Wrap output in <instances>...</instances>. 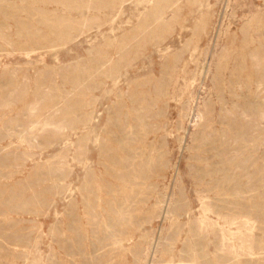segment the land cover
<instances>
[{
	"label": "rangeland",
	"instance_id": "374dc122",
	"mask_svg": "<svg viewBox=\"0 0 264 264\" xmlns=\"http://www.w3.org/2000/svg\"><path fill=\"white\" fill-rule=\"evenodd\" d=\"M263 70L264 0H0V264H264Z\"/></svg>",
	"mask_w": 264,
	"mask_h": 264
},
{
	"label": "bare ground",
	"instance_id": "6f19581e",
	"mask_svg": "<svg viewBox=\"0 0 264 264\" xmlns=\"http://www.w3.org/2000/svg\"><path fill=\"white\" fill-rule=\"evenodd\" d=\"M102 1V0H101ZM126 1V0H125ZM135 1V0H134ZM174 2V1H173ZM171 3V2H170ZM106 4V3H105ZM103 6V5H102ZM112 6V5H110ZM161 6V5H160ZM174 6V5H173ZM121 7V6H120ZM90 9V8H89ZM88 9V11H89ZM154 9V8H153ZM105 10V9H104ZM173 10V9H171ZM13 11V10H12ZM153 12V11H152ZM234 12V11H233ZM91 13V12H90ZM14 14V13H13ZM85 14V13H84ZM157 16V15H156ZM165 16V15H164ZM9 17V16H8ZM175 17V16H174ZM173 17V18H174ZM172 18V17H171ZM177 18V17H176ZM76 19V18H75ZM16 20V19H15ZM153 20V19H152ZM158 20V18H157ZM172 20V19H171ZM162 21V20H161ZM153 22V21H152ZM167 22V21H166ZM161 23V22H160ZM159 23V24H160ZM173 23V22H172ZM20 24V23H19ZM171 24V23H170ZM23 25V24H22ZM26 25V24H25ZM32 26V25H31ZM38 27V26H37ZM12 28V27H11ZM146 28V27H145ZM262 28V27H261ZM6 29V28H5ZM10 29V28H9ZM28 29V28H27ZM50 29V28H49ZM64 29V28H63ZM11 30V29H10ZM145 30V29H144ZM8 31V30H7ZM34 31V30H33ZM63 31V30H62ZM69 32V30H68ZM147 32V31H145ZM255 33V32H254ZM28 35V34H27ZM137 35V34H136ZM135 35V36H136ZM143 35V34H142ZM146 35V34H145ZM144 35V36H145ZM247 35V34H246ZM56 36V35H55ZM11 37V36H10ZM24 37V36H23ZM31 38V37H30ZM144 38V37H143ZM114 40V39H113ZM260 40V39H259ZM142 42V41H141ZM135 43V42H134ZM16 44V43H15ZM117 44V43H116ZM121 44V43H120ZM137 44V43H136ZM29 45V43H28ZM130 45V44H129ZM126 46V45H125ZM30 47V46H29ZM139 47V46H138ZM119 48V47H118ZM125 49V47H124ZM129 49V48H128ZM114 52V51H113ZM111 55V54H110ZM106 59V58H105ZM172 59V58H171ZM257 59V58H255ZM258 60V59H257ZM104 61V60H103ZM258 62V61H257ZM102 63V62H101ZM259 63V62H258ZM256 63V64H258ZM171 65V64H170ZM104 66V65H103ZM106 66V65H105ZM255 66V65H254ZM213 67V66H212ZM94 68V67H93ZM107 69V68H106ZM93 70V69H91ZM105 70V69H104ZM264 71V70H263ZM99 72V71H98ZM107 73V72H106ZM260 73V72H259ZM18 74V73H17ZM22 76V75H21ZM264 76V75H263ZM98 77V76H97ZM103 78V77H102ZM264 78V77H263ZM58 79V78H57ZM67 79V78H66ZM106 80V79H105ZM259 80V79H258ZM24 81V80H23ZM264 81V80H263ZM74 82V81H72ZM85 82V81H84ZM22 83V82H21ZM263 83V82H262ZM38 85V84H37ZM73 85V84H72ZM243 85V84H241ZM260 85H262L260 83ZM264 85V84H263ZM40 86V85H39ZM38 86V87H39ZM192 86V85H191ZM31 87V86H30ZM11 89V87L9 88ZM72 89V88H71ZM149 90V89H148ZM52 91V90H51ZM129 91V90H128ZM159 91V90H158ZM4 92V91H3ZM83 92V91H82ZM137 93V92H136ZM260 96V95H259ZM59 97V96H58ZM46 98V97H45ZM157 98V97H156ZM146 99V98H145ZM20 100V99H19ZM18 100V101H19ZM58 100V99H57ZM82 100V99H81ZM193 100V99H192ZM74 101V100H73ZM150 101V100H149ZM12 102V101H11ZM54 102V101H53ZM76 102V101H75ZM118 102V101H117ZM229 102V101H228ZM83 103V102H82ZM190 103V102H189ZM192 103V102H191ZM233 103V102H232ZM231 103V104H232ZM20 104V103H19ZM156 104V103H155ZM8 105V104H7ZM13 105V104H12ZM53 105V104H52ZM143 105V104H142ZM187 105V104H186ZM190 105V104H189ZM45 106V105H44ZM70 106V105H69ZM76 106V105H75ZM18 107V106H17ZM89 107V106H88ZM128 107V106H127ZM207 107V106H206ZM141 108V107H140ZM25 109V108H24ZM152 109V108H151ZM209 109V108H208ZM47 110V108H46ZM143 110V109H142ZM210 110V109H209ZM225 110V109H224ZM49 111V109H48ZM73 111V110H72ZM128 111V110H127ZM214 111V110H212ZM54 112V111H53ZM63 112V111H62ZM149 112V111H148ZM158 112V111H157ZM160 112V111H159ZM2 113V112H1ZM29 113V112H28ZM186 113V112H185ZM226 113V112H225ZM238 113V112H237ZM39 114V113H38ZM70 114V113H69ZM72 114V113H71ZM129 114V113H128ZM147 114V113H146ZM150 114V113H149ZM162 114V113H161ZM210 114V113H209ZM213 114V113H212ZM63 115V114H62ZM90 115V114H89ZM241 115V114H240ZM40 116V115H39ZM154 116V115H153ZM191 116V115H190ZM5 117V116H4ZM25 117V116H24ZM36 117V116H35ZM42 117V116H41ZM60 117V116H59ZM185 117V115H184ZM195 119L197 120L199 115L198 113H194ZM247 117V116H246ZM187 118V116H186ZM40 119V118H39ZM91 119V118H90ZM236 119V118H235ZM250 119V118H249ZM261 119V118H260ZM29 120V119H28ZM34 120V119H33ZM58 120V119H56ZM139 120V119H138ZM182 120V119H181ZM184 121V120H183ZM204 121V120H203ZM224 121V120H223ZM226 121V120H225ZM240 121V120H239ZM40 122V121H39ZM91 122V121H90ZM131 122V121H130ZM233 122V121H232ZM254 122V121H253ZM9 123V122H8ZM11 123V122H10ZM76 123V122H75ZM247 123V122H246ZM46 124V123H45ZM155 124V123H154ZM254 124V123H253ZM7 125V124H6ZM83 125V124H82ZM251 125V124H250ZM30 126V125H29ZM48 126V125H47ZM215 126V125H214ZM249 126V125H247ZM7 127V126H6ZM32 127V126H31ZM154 127V125H153ZM21 128V127H20ZM63 128V127H62ZM14 129V128H13ZM38 129V128H37ZM199 129V128H198ZM251 131V130H250ZM3 132V131H2ZM38 132V131H37ZM153 132V131H152ZM160 132V131H159ZM222 132V131H221ZM248 132V131H247ZM11 133V132H10ZM13 133V132H12ZM89 135V134H88ZM194 136V135H193ZM23 137V136H22ZM244 137V136H243ZM82 138V137H81ZM226 138V137H225ZM235 138V137H234ZM25 139V138H24ZM147 139V138H146ZM163 139V138H162ZM80 142V141H79ZM82 142V141H81ZM77 143V142H76ZM195 143V142H194ZM263 144V143H262ZM80 145V144H79ZM129 147V146H128ZM133 147V146H132ZM147 147V146H146ZM69 149V148H68ZM147 149V148H146ZM157 150V149H156ZM78 151V150H77ZM232 151V150H231ZM148 152V151H147ZM122 154V153H121ZM26 156V155H25ZM101 156V155H100ZM20 158V157H19ZM77 158V157H76ZM100 158V157H99ZM261 158V157H260ZM15 159V158H14ZM15 161V160H14ZM137 161V160H136ZM135 162V161H134ZM20 165V164H19ZM64 165V164H63ZM6 167V166H5ZM244 167V166H243ZM237 168V167H236ZM258 168V167H257ZM116 169V168H115ZM246 169V168H245ZM67 170V169H66ZM3 172V171H2ZM51 172V171H50ZM140 172V171H139ZM14 173V172H12ZM16 173V172H15ZM89 173V172H88ZM152 173V172H151ZM158 173V172H157ZM90 174V173H89ZM133 174V173H132ZM96 176V175H95ZM91 178V177H90ZM100 178V177H99ZM105 178V177H104ZM121 180V179H120ZM164 180V179H163ZM226 180V178H225ZM247 181V180H246ZM123 182V181H122ZM138 182V181H137ZM99 183V182H98ZM104 183V182H103ZM114 184V183H113ZM249 184V183H248ZM129 185V184H128ZM104 187V186H102ZM253 187V186H252ZM99 188H101L99 186ZM254 189V188H253ZM126 190V189H125ZM218 190V189H217ZM98 191V190H97ZM125 192V191H124ZM81 193V192H80ZM224 193V192H223ZM173 195V194H172ZM251 197V196H250ZM105 199V198H104ZM73 200V199H72ZM87 201V200H86ZM89 202V201H88ZM220 206V205H219ZM218 206V207H219ZM78 207V206H77ZM76 207V208H77ZM158 207V206H157ZM221 207V206H220ZM87 208V207H86ZM222 208V207H221ZM228 208V207H227ZM261 208V207H260ZM224 209V208H222ZM84 211V209H83ZM213 211V213H216L218 217L222 218V221L219 220H214L211 216H208V212ZM241 210H238V212ZM254 211V210H253ZM96 212V211H95ZM234 212V211H233ZM237 212V210H236ZM237 212V213H238ZM245 212V211H244ZM143 213V212H142ZM240 213V212H239ZM139 214V213H138ZM93 215V214H92ZM131 215V214H130ZM250 215V214H249ZM203 217L208 218V223H203L199 226V231L204 232L205 237L209 236L210 234H213L215 237H217V243H215L214 246H216V250L220 252H229L230 254H233L234 256H239V255H248L249 250L253 249V245L251 242L249 230L252 229V224L249 221V219L244 215V214H233L230 211H224L220 210H204V215ZM97 218V217H96ZM131 219V218H130ZM154 219V218H153ZM257 219V218H256ZM132 223V222H131ZM105 225V224H104ZM126 226V225H125ZM176 226V225H175ZM207 226V227H206ZM87 227V226H86ZM130 227V226H129ZM260 227V226H259ZM264 227V226H263ZM107 228V227H106ZM210 228V229H209ZM235 228V229H234ZM113 230V229H112ZM179 230V229H178ZM198 230V229H197ZM196 231V230H195ZM175 232V231H173ZM197 232V231H196ZM56 233V232H55ZM170 234V233H169ZM200 234V232L198 233ZM176 235V234H175ZM197 236V234H196ZM199 236V235H198ZM201 236V235H200ZM199 236V237H200ZM88 237V236H87ZM165 237V236H164ZM204 238V236L202 235ZM201 237V238H202ZM140 238V237H139ZM194 238V237H192ZM200 238V239H201ZM202 238V242L203 241ZM62 240V239H61ZM122 240V239H121ZM165 241V240H164ZM167 241V239H166ZM198 241V240H197ZM119 242V241H118ZM195 242V241H194ZM108 243V242H107ZM188 243V242H187ZM158 244V243H157ZM57 245V244H56ZM62 245V244H61ZM159 245V244H158ZM210 245V244H208ZM106 247V246H105ZM113 248V247H112ZM150 248V247H149ZM166 248V247H165ZM81 249V248H80ZM111 249V248H110ZM158 249V248H157ZM122 250V249H121ZM171 250V249H170ZM164 251V250H163ZM183 251V250H182ZM57 252V251H56ZM109 252V251H108ZM117 252V251H116ZM202 253V252H201ZM205 253V252H204ZM208 253V251H206ZM109 254V253H108ZM169 255V254H168ZM204 255V254H203ZM223 257L226 255L222 254ZM119 256V255H118ZM164 256V255H163ZM219 256V255H218ZM222 257V256H221ZM222 257V259H223ZM244 257V256H243ZM81 258V257H80ZM191 258V257H190ZM199 254H197L194 259L196 261H193L192 259H188V261L191 262H196V264H202L200 263L199 260ZM226 258V257H225ZM206 259V258H205ZM210 259V257H209ZM125 260V259H124ZM185 260V259H184ZM224 260H227L224 259ZM88 261V260H87ZM120 261V260H119ZM165 261V260H164ZM181 261V259H180ZM210 261V260H209ZM72 263V262H71ZM126 263V262H125ZM214 263V262H213ZM224 263V262H223ZM70 264V263H69ZM81 264V263H80ZM207 264V262H206Z\"/></svg>",
	"mask_w": 264,
	"mask_h": 264
}]
</instances>
